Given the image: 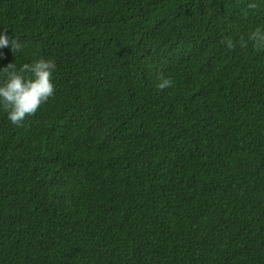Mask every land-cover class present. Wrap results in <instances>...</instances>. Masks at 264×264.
I'll list each match as a JSON object with an SVG mask.
<instances>
[{"label": "trees", "instance_id": "1", "mask_svg": "<svg viewBox=\"0 0 264 264\" xmlns=\"http://www.w3.org/2000/svg\"><path fill=\"white\" fill-rule=\"evenodd\" d=\"M256 26L264 0H0V67L56 64L0 107V264H264Z\"/></svg>", "mask_w": 264, "mask_h": 264}, {"label": "clouds", "instance_id": "2", "mask_svg": "<svg viewBox=\"0 0 264 264\" xmlns=\"http://www.w3.org/2000/svg\"><path fill=\"white\" fill-rule=\"evenodd\" d=\"M13 53L21 50V44L10 38L5 32H0V48L10 44ZM249 42L254 47H264V26L252 28L247 39L240 37L238 44L246 48ZM227 49L236 47L232 38L221 41ZM15 56V55H14ZM56 69L54 60L38 57L30 63L17 66L13 62L0 67V107L6 112V118L13 124L20 123L26 115L34 114L42 103L53 95L55 85L53 76ZM174 81L170 77H162L155 85L158 89L173 87Z\"/></svg>", "mask_w": 264, "mask_h": 264}]
</instances>
